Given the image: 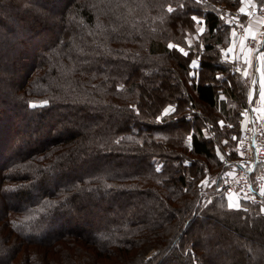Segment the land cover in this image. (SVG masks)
<instances>
[{
  "label": "trees",
  "instance_id": "obj_1",
  "mask_svg": "<svg viewBox=\"0 0 264 264\" xmlns=\"http://www.w3.org/2000/svg\"><path fill=\"white\" fill-rule=\"evenodd\" d=\"M60 2L0 0V264H264L260 206H199L249 106L221 51L240 1Z\"/></svg>",
  "mask_w": 264,
  "mask_h": 264
},
{
  "label": "built area",
  "instance_id": "obj_2",
  "mask_svg": "<svg viewBox=\"0 0 264 264\" xmlns=\"http://www.w3.org/2000/svg\"><path fill=\"white\" fill-rule=\"evenodd\" d=\"M262 15L264 18V11H262ZM236 25V37L239 39L237 42V50L241 52L245 46L255 49V42L246 39L247 35L244 33L243 23L236 22ZM263 25L264 19L263 23H261L259 33L256 36L258 41H261L264 36ZM252 53L254 55L256 52L253 50ZM247 67L249 69L248 76L251 79L252 85V81L257 80V77L250 73V66ZM248 105L247 109H251L250 103ZM244 119L245 122L242 123L237 141V148L241 152L242 157L233 164L230 170H222L220 175L227 181L226 185L230 186L226 191L224 190L227 193L228 199L233 196L242 195L241 189L243 187L245 193H248L254 198L250 200L252 203L262 205L264 203V195H260V191L264 189V122L260 116L251 111ZM233 170L236 172L235 175L233 174ZM239 180L242 182L241 187L237 185Z\"/></svg>",
  "mask_w": 264,
  "mask_h": 264
},
{
  "label": "snow or ice",
  "instance_id": "obj_3",
  "mask_svg": "<svg viewBox=\"0 0 264 264\" xmlns=\"http://www.w3.org/2000/svg\"><path fill=\"white\" fill-rule=\"evenodd\" d=\"M197 2L199 3V0H197ZM240 2H241V4L248 3L249 5H251V0H240ZM262 2H264V0H262ZM167 11L169 13H172L173 12V9L171 7H169L167 9ZM239 13L240 14H245V15H250V13H246L244 7H240ZM190 19L194 23H202L201 21H198L197 20V17L195 15L191 16ZM236 26L237 25H236L235 18H233V21L230 22L231 37H236L237 36V33L235 31V27ZM203 31H204V29L201 27L199 29V33H203ZM245 32L249 34V35L246 36V39H250V41L255 42V44H256L255 49L249 47V52H252L254 50L257 53V55H256L257 72H260V75H261V78L260 79L253 80L252 81L253 85H257V87L254 89L253 93L249 94V103L250 104H255L256 103V100L254 99V97H258L261 102H264V71L261 70V65L264 64V41H258L257 40V37H256V34L255 33H252L250 29H245ZM185 43L187 44V42H185ZM176 47H177V45H174V44H171V43L168 44V48L169 49H173V48H176ZM200 47H205V46H200ZM178 51L185 58H188L190 56V52L189 51H185V48L184 47H179L178 48ZM221 51H222V53L225 56H228V55H230L234 51V49L231 48V47H229L226 50L222 49ZM218 63H219V61H218ZM223 63L227 64V60H225ZM245 63H249V61H245ZM202 64H203V59H201L199 61V63H198L197 59H191L190 60L189 67L199 68V67H202ZM236 71H239V69H237ZM188 75H189L190 80H194L195 79V76L193 75L192 72H189ZM244 75L247 77L248 76V73L245 72ZM216 80L229 83L228 81L225 80L224 77H216ZM44 104H47V101H45ZM37 106L38 105H36L34 103H31V102L29 103V107L35 108ZM176 111H177V109L175 107H173L171 104H169L168 107H165L163 109L162 115L161 116H158L156 118V123L157 124H161V123H165V122L171 123L172 121H170V120L169 121H164L162 118L169 117L171 114H174ZM250 111L251 112H259L260 109L259 108H255V107L254 108H251V109H246L244 112L239 113L238 116L241 117V118H243V117L247 116ZM186 119H190V117H186ZM219 123H220L221 129H223V128H234V125H232V124H227L226 125V124H224L223 121H220ZM230 139L232 141H236L238 139V137L236 135H231L230 136ZM116 143H119V141H117ZM222 144L224 146H227L229 144V140H227V139L224 140L222 142ZM217 151H219V148L218 147H217ZM219 159L220 160H223L224 159V156L223 155H220L219 156ZM187 163H191V162L189 161ZM156 170L159 171L160 169L157 168ZM5 178H8V177H5ZM208 184H209V181L208 180L202 181V185L203 186H207ZM228 187H230V186L229 185H225L224 190L226 191ZM4 190L5 191H8V190H12V189H4ZM89 190L90 191H93V189H89ZM215 190H217V191H220L221 190V181L218 180L217 182H215ZM260 195H264V189H262L260 191ZM252 199H254V198L251 195H249L248 193H244V194L238 196L237 203H235V204L229 203L228 207H229V209H233V210H236V211H246V209H242L241 208L240 201L241 200H252ZM209 203H211V202H209ZM260 211H261V213H264V205L261 206Z\"/></svg>",
  "mask_w": 264,
  "mask_h": 264
},
{
  "label": "rangeland",
  "instance_id": "obj_4",
  "mask_svg": "<svg viewBox=\"0 0 264 264\" xmlns=\"http://www.w3.org/2000/svg\"><path fill=\"white\" fill-rule=\"evenodd\" d=\"M240 1V0H239ZM53 3H54V5H55V7H58V8H60V4H61V2H60V0H53ZM239 4H240V6H237V8L235 7H233V6H231V5H228L227 3H219L218 4V8H219V11H220V14H221V16H222V18L223 19H225L226 21H228L229 23L230 22H232L233 21V18H235V21L236 22H238V23H241V22H245L247 19L249 20V16L248 15H246V17L244 18L243 16H242V14H237L238 13V11H239V9H240V7L241 6H243V5H246V4H248V3H245V4H241V2H239ZM248 6H249V8L252 10L253 8H255V11H252V13H251V15L252 14H256V12H260V15H262V11H264V3H259L258 2V0H251V5H249L248 4ZM239 8V9H238ZM249 9V10H250ZM259 14V13H258ZM197 17V20L198 21H201L202 23H197V25H196V28H195V30H193V31H191L190 30V32H189V35H190V41L191 42H199V41H201V40H203V37L204 36H206V31H205V23H204V20H203V18H202V15H199L198 14V16H196ZM263 18V17H262ZM264 19V18H263ZM203 28L204 29V31H203V33H199V29L200 28ZM263 27H264V25H263ZM264 37V36H263ZM236 47H237V45H236ZM237 49V48H236ZM237 52H238V50H237ZM254 55H256V53L254 54ZM249 66H250V73L252 74V75H254V76H256V70H255V61H253V60H251L250 62H249ZM251 75V76H252ZM257 77V76H256ZM250 81H249V88H250V86H251V79H249ZM6 105H10V106H12V104H7L6 103ZM247 109V108H246ZM245 109V110H246ZM244 110V111H245ZM243 111V112H244ZM219 120V122L220 121H223L224 122V124H227L226 123V120L222 117V118H219L218 119ZM218 122V125L220 126V123ZM243 122H245V119H244V117L242 118V121H241V125H240V131H241V127H242V123ZM263 122H264V120H263ZM231 128H229V130H230ZM234 135H236L237 137H238V139H239V135H240V132H239V134H236V133H234ZM226 136H222L221 138V140H222V142L224 141V140H226L227 138H225ZM238 139L234 142V141H230L229 143H230V147H228L227 149H229V150H231L232 149V151H234L235 152V155H233V157L232 158H230L228 161H225L226 163H227V165H226V168H224L223 169V171L224 170H230V168H232V166H233V164L237 161V160H239V158H241L242 157V154H241V152L238 150V148H237V141H238ZM20 143H22L21 141H19ZM234 142V143H233ZM218 147V146H217ZM219 151H218V154H219V156L223 153V154H230V153H228V151H226V152H224L223 151V148H225L224 147V145L222 144L221 146L219 145ZM217 149V148H216ZM225 150V149H224ZM232 151H231V153H232ZM221 171H222V169L220 168V169H218V171L217 172H213V173H211V174H209V173H207L205 176H204V179H202L201 181H200V187H199V193H200V200H199V206H200V208H203V207H205V205L207 204V203H209V202H216V204L218 205V206H223V207H226L227 209L229 208L228 207V205H229V202H228V197H227V193L224 191V188H225V185L227 184V181H225L222 177H221V175H220V173H221ZM233 174L235 175L236 174V172H235V170H233ZM204 180H208L209 181V184L207 185V186H203L202 185V181H204ZM221 181V190L220 191H217V190H215V182H217V181ZM237 185L238 186H242V182H240V180L238 181V183H237ZM241 192H242V194H244L245 193V191H244V189H243V187H242V189H241ZM215 195H218V197L219 196H222V198L224 197L225 198V200H223L221 197H217V198H215V197H213V196H215ZM249 202V201H248ZM247 202V200H246V203H248ZM262 204H264V203H262ZM256 205H258V206H260L261 207V205L260 204H256ZM3 206L4 205H0V210L1 209H3ZM232 240H235L234 238H232ZM154 253V247H150L149 248V251L147 252V256H150V255H152Z\"/></svg>",
  "mask_w": 264,
  "mask_h": 264
},
{
  "label": "crops",
  "instance_id": "obj_5",
  "mask_svg": "<svg viewBox=\"0 0 264 264\" xmlns=\"http://www.w3.org/2000/svg\"><path fill=\"white\" fill-rule=\"evenodd\" d=\"M241 7H244L245 8V11H246V13H250V15H248L249 16V20L247 19L245 22H241V24L243 23V29H244V33H246L245 32V29H250L251 30V32L252 33H255L256 34V36L258 35V33H259V30H260V26H261V23H263V15H260V12H256V14H252L251 15V13H252V11H255V8H253L252 10L249 8V6H248V4H246V5H243V6H241ZM250 9V10H249ZM259 13V14H258ZM244 18L246 17V15L244 14V15H242ZM246 35H249L248 33H246ZM238 38L237 37H232L231 38V40H230V42H229V44H228V46L226 47V49L227 48H229V47H231V48H233L234 49V51L230 54V55H228V56H225L224 55V58H227L228 59V57L229 58H233V59H235V60H237L238 62H240L241 63V65L238 67V69H239V73L242 75V76H244L245 78H246V81L249 83V76H245L244 75V73L245 72H247V73H249V69H248V67L247 66H249V63H245V61H251L252 59H253V61H255V70H256V76H257V80L258 79H260L261 78V75H260V72H257V60H256V55H257V53H256V55H253V53L252 52H249V47L248 46H245L243 49H242V51L241 52H237V47H236V45H237V42H238ZM226 49H224V50H226ZM261 70L262 71H264V64H262L261 65ZM257 87V85H251L250 86V88H249V94H251V93H253V91H254V89ZM254 99L256 100V103L255 104H250L251 105V108H259L260 109V111L259 112H255L258 116H260L263 120H264V102H261L260 100H259V98L258 97H254ZM248 103H249V101H248ZM221 155H223L224 156V158H225V156H226V154H221ZM237 200H238V196H233L232 198H230V199H228V202L229 203H232V204H235V203H237ZM244 201H246V200H241L240 201V204L242 205V203L244 202ZM250 202V203H252L250 200H247V202ZM252 204H255V203H252ZM262 205H264V204H262ZM261 205V206H262Z\"/></svg>",
  "mask_w": 264,
  "mask_h": 264
}]
</instances>
